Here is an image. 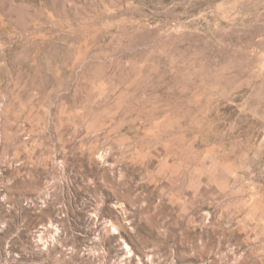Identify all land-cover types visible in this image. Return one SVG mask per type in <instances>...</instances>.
<instances>
[{
	"label": "rangeland",
	"instance_id": "374dc122",
	"mask_svg": "<svg viewBox=\"0 0 264 264\" xmlns=\"http://www.w3.org/2000/svg\"><path fill=\"white\" fill-rule=\"evenodd\" d=\"M0 264H264V0H0Z\"/></svg>",
	"mask_w": 264,
	"mask_h": 264
}]
</instances>
